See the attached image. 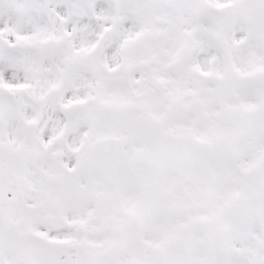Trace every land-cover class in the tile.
<instances>
[{"label": "snow or ice", "instance_id": "6c2138e0", "mask_svg": "<svg viewBox=\"0 0 264 264\" xmlns=\"http://www.w3.org/2000/svg\"><path fill=\"white\" fill-rule=\"evenodd\" d=\"M0 264H264V0H0Z\"/></svg>", "mask_w": 264, "mask_h": 264}]
</instances>
